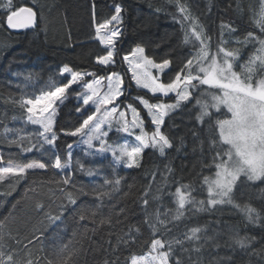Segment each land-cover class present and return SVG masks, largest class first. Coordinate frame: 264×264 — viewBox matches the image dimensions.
<instances>
[{
    "label": "trees",
    "instance_id": "1",
    "mask_svg": "<svg viewBox=\"0 0 264 264\" xmlns=\"http://www.w3.org/2000/svg\"><path fill=\"white\" fill-rule=\"evenodd\" d=\"M3 3L6 0H0V4ZM12 3L14 7L33 8L39 22L33 30L14 33L8 28L5 10L0 8V156H3L0 166L7 165L10 159L20 163L32 160L48 162L49 156L42 155L36 149L25 153L21 145L11 143L21 135H31V141L34 142V133L39 127L26 122L24 110L15 101L22 96L39 95L41 90H50V84L62 86L68 79L60 74L65 65L74 71L106 76V71L96 62L98 56L107 53L97 40L96 27L115 14L116 6L123 10V38L119 48L121 56L130 55L135 48L142 47L146 56L155 63L165 59L171 61V68L164 76L167 82L193 53V45L184 43L185 31L179 22L182 14L178 12L177 0H12ZM179 3L185 6L190 17L199 20L214 45L221 22L230 23L237 29L231 39L225 35V39H229L226 47H239L233 40L243 39L248 31H256L252 16L258 10L260 0H179ZM183 25L187 27L186 23ZM248 51L247 48L242 49V57ZM112 71H121L127 84L131 83L123 63L112 67ZM75 91L58 109L57 130H74L86 118L82 105L77 103L73 95ZM133 94L156 102V98L147 92L134 89ZM165 102L173 103L174 100L167 99ZM133 104L142 112L147 128L151 131L153 126L143 107L138 102L133 101ZM77 108L81 110L77 111ZM184 108L183 105L172 114L173 119H166L162 128V131L167 129L166 134L174 148L167 150L166 156L147 149L141 167L130 170L117 168L112 171L107 167L110 158L93 160L76 148L79 143L76 137L58 132L57 151L61 161L66 158V146L72 144L73 180L77 188L82 186L89 195L76 196L75 205L69 203L66 195L60 191L63 185L58 183L61 179L59 170L52 168L29 170L25 178L18 181L11 176L6 178L0 182V220L7 218V227H0V251L11 253L15 264H26L28 259L39 260V264H48L49 260H53L55 264V253L64 245L80 250L74 258V264H101L105 255L109 258L118 256L119 264H126V258L132 254H144L150 247L152 236L144 222L141 197L149 184L153 191L157 188L162 173L168 175L165 172L166 165L171 167L172 174L168 175V185L158 202L161 212L175 209L173 197L169 193L174 192L179 183L196 186L193 196L197 199L207 197L206 191L200 188V176L211 174L209 169L203 168V165L211 162V153L206 142L202 153L199 140L192 134L193 131L199 133L202 127L195 119L198 108H191L190 111ZM5 127L13 131L5 134ZM181 138L184 147L176 151ZM114 139L112 135L109 141L113 142ZM21 143L26 147L30 141L26 138ZM76 160L83 163L86 169H99L101 175L88 177L85 172L75 170ZM154 171L155 180L152 179ZM105 177H119L121 185L113 200L105 198L101 205L92 193L103 187ZM8 192L11 195H7ZM234 200L241 208L227 205L217 206L211 211H186L180 221L169 224L171 232L168 235L183 239L182 233L189 228L207 226L208 235L218 234L217 239L222 246L219 249L207 246L202 252L204 264H212L215 259L226 256L232 257L233 264H262L261 255L249 256L240 250L233 252L223 247V244L232 230H238L241 236L255 238L253 249L264 248V182L239 181ZM37 204H43L44 207L37 208ZM245 205L259 212V221L251 223L247 220L246 213L241 210ZM113 206L117 210L125 209L126 215L119 217L121 222L116 223L113 216L112 225L100 224L101 219L113 214ZM156 206L150 200L149 208ZM91 212H96V215H90ZM49 214L53 217L59 215L60 218L50 220ZM81 215L85 219L81 220ZM130 228L140 229L139 233L133 231L135 242L128 247L121 245L113 253L107 241L111 240L115 245L116 236ZM176 252H180L179 246ZM186 255L181 254V259Z\"/></svg>",
    "mask_w": 264,
    "mask_h": 264
},
{
    "label": "snow or ice",
    "instance_id": "2",
    "mask_svg": "<svg viewBox=\"0 0 264 264\" xmlns=\"http://www.w3.org/2000/svg\"><path fill=\"white\" fill-rule=\"evenodd\" d=\"M0 8L6 12V22L10 28H26L36 24L37 13L31 7H14L12 0H6V3L0 4ZM177 8L182 14L179 22L188 24L184 43L193 45V53L173 78L167 82L161 79L165 69L170 67L171 61L165 59L161 63H155L144 55L145 50L142 47L135 48L131 58L123 57L129 65L134 86L148 90L156 98V102L152 103L143 96L136 97L150 118V124L153 126L151 131L145 129V120L136 107L128 104L125 110H121L120 105L116 103L133 86L129 83L125 87L120 73L112 71V66L116 63L114 59L116 41L122 33L116 27L109 29V25L113 22H123L121 17L123 10L116 6L115 14L96 27L97 38L107 48V53L98 56L96 62L106 71V76H97L94 72L74 71L65 65L60 74L63 76L67 73L69 78L62 86L50 84V90H41L39 95L22 96L15 101L24 110L26 122L39 127L34 133V142L31 141V135L29 137L21 135L11 143L21 145L25 153L36 149L42 155L49 156L48 162L32 160L20 163L10 159L7 165L0 166V182L10 176L17 181L21 180L29 170L48 168L59 170L61 179L58 183L63 185L60 191L66 195L69 203L75 205L76 196H87L89 193L84 191L82 186L77 188L73 180L72 144L66 146L68 149L66 158L61 161L57 151L58 132L65 136L79 137L76 147L93 160L100 158L103 161L108 158L106 154H110L111 159L107 167L112 171L121 165L126 168H140L146 149L166 156L167 150L174 148L172 140L166 134L167 129L161 130L165 126L166 118L173 119L171 114L181 108L182 104L185 111L198 108L195 119L202 127L199 133L193 131L192 134L199 140L200 151L204 152L206 142L211 153V162L203 165L211 174L200 176V188L206 191L207 197L197 199L193 196L196 186L179 183L175 191L169 193L173 197L175 209L161 212L158 202L168 185V175L172 174L171 167L166 165L165 172L168 175L162 173L157 188L153 191L149 184L141 197L142 210L145 213L144 222L152 236L150 247L144 254H132L126 258V264H204L203 250L207 246L214 249L222 246L217 239L218 234L208 235L207 226H193L182 233L181 239L168 235L171 232L169 224L180 221L185 217L186 211H211L219 205L226 204L241 208L234 200L237 182H264V0H260L258 10L253 12L252 20L256 31H248L243 39L233 40L239 47H226L229 39H225V35L231 39L237 29L230 23L221 22L214 51L210 46L211 37L206 34L199 20L190 17L179 0ZM244 48L249 51L242 57ZM152 69H156L157 73L153 74ZM85 77L91 79L85 80ZM75 84H79L83 89L80 93L82 103L89 105L91 101L93 108L86 113V118L79 127L71 131L57 130L55 120L57 102L62 104L66 91ZM170 94L173 103L165 102L163 99ZM80 110L77 108V111ZM12 131L4 128L5 134ZM113 132L121 134L123 142L109 143V134ZM26 138L30 143L25 147L21 142ZM183 147L184 141L181 138L180 145L175 150L180 151ZM195 150L194 148L193 151ZM0 161H3V156H0ZM75 170L85 172L88 177L101 175L99 169H86L79 160L75 161ZM241 177H244V181H241ZM152 179L155 180V171L152 173ZM120 185L121 178L105 177L103 187L94 190L92 194L102 205L105 198L113 200L114 194L120 190ZM7 195H11V192ZM150 200L157 205L153 209L149 208ZM43 207V204H37V208ZM241 210L246 213L249 222L259 221L260 214L255 208L245 205ZM90 215L95 216L96 212H91ZM121 215H126L125 209L117 210L113 206V214L101 219L99 223L112 225L113 216L115 222L120 223ZM48 218L54 221L60 216L53 217L49 214ZM80 219H85V216L81 215ZM6 221L7 218L0 220V227H7ZM133 231L139 233L140 229L130 228L127 232L117 235L115 245L111 240L107 241L113 253L118 251L121 245L128 247L135 242ZM254 243V237L241 236L238 230H232L223 247L233 252L240 250L249 256L261 255L264 264V248L253 249ZM177 246L180 249L179 253L176 252ZM79 251L74 246L64 245L55 253V264H74V258ZM181 254L187 255L181 259ZM0 264H15L13 255L0 251ZM26 264H39V260L28 259ZM48 264H53V260H49ZM101 264H119V257L109 258L105 255ZM212 264H233V261L231 256H226L215 259Z\"/></svg>",
    "mask_w": 264,
    "mask_h": 264
},
{
    "label": "rangeland",
    "instance_id": "3",
    "mask_svg": "<svg viewBox=\"0 0 264 264\" xmlns=\"http://www.w3.org/2000/svg\"><path fill=\"white\" fill-rule=\"evenodd\" d=\"M120 7V6H119ZM121 8V7H120ZM122 9V8H121ZM121 17H122V20H123V16H122V12H121ZM187 24V23H186ZM123 22L122 23H118V22H113V24H111V25H109V29H111V28H113V27H116V28H119L120 29V31H121V35L119 36V38L117 39V41H116V50H115V55H114V59H115V61H116V63H115V65H113L112 67H117L119 64H121V63H123L124 64V66H125V68L127 69V71L129 72V75H130V77H131V71L129 70V65H128V63H127V61H125L124 59H123V57L124 56H129L130 58H131V54L130 55H123V56H121L120 55V53H121V51L119 50V48H120V46L122 45V38H123ZM182 26H183V28H184V31L187 29V27H188V24H187V27L186 26H184L183 25V23H182ZM205 32H206V30H205ZM97 40L100 42V40L97 38ZM100 44L102 45V47L104 48V49H106L107 50V48L105 47V45H103L101 42H100ZM210 46H211V48H212V50L214 51L215 50V45L213 44V43H211L210 42ZM144 55L146 56V53L144 52ZM170 68H171V65H170V67L168 68V69H165V71H164V73L161 75V79L164 81V76H165V74L170 70ZM152 71H153V74H156L157 73V70L156 69H152ZM118 73H120V75L123 77V79H124V84H125V87H127L129 84H127V82H126V78H125V76H124V74L121 72V71H117ZM63 76H66V77H68L69 78V74H67V73H65ZM91 79V77H85V80H90ZM81 83H83V81H81ZM105 83H106V81H105ZM131 83H132V87L130 88V90L128 91V92H126L125 93V95L124 96H121L120 97V99L116 102L117 104H119L120 105V108H121V110H125V108H126V105H128V104H132L134 107H136L134 104H133V101L134 102H138L137 100H136V95L135 94H133V90L134 89H136V90H140V91H144V92H147V93H149L148 92V90H146V89H140V88H137V87H135L134 86V81H131ZM74 90H78V92H74V96H75V99H76V101H77V103H79V104H81L82 105V107H83V113L84 114H86V113H89L90 112V110L93 108V106H92V103H91V101L89 102V105H84L83 103H82V99L80 98V93L83 91V89L80 87V85L79 84H75V85H73L71 88H69L67 91H66V93H65V98H64V100H63V103L62 104H60L59 102H57V104H58V108H57V113H56V116H55V120H57V117H58V109H59V107H61L67 100H68V98L70 97V94H71V92H73ZM150 95H152L151 93H149ZM157 95H159V94H157ZM171 96H172V94H170V96L169 97H165V98H163L165 101L167 100V99H171ZM121 101L123 102V103H121ZM151 102V101H150ZM139 103V102H138ZM141 105V104H140ZM142 106V105H141ZM182 106H183V104H182ZM181 106V107H182ZM109 107H111V106H109ZM143 107V106H142ZM137 108V107H136ZM139 110V109H138ZM180 110V108L179 109H177L175 112H173L172 114H174V113H176V112H178ZM140 111V110H139ZM145 111V110H144ZM146 112V111H145ZM171 114V115H172ZM140 115L143 117V114H142V112L140 111ZM129 118H130V113H129ZM150 119V118H149ZM167 119V118H166ZM145 129L146 130H148V128H147V123H146V121H145ZM162 130V129H161ZM137 131H139V130H137ZM149 131V130H148ZM112 135H114L115 136V139L113 140V142H111V141H109V143H112V144H116V143H121V142H123V137H122V135L121 134H118V133H110L109 134V138H108V140L110 139V136H112ZM77 139H78V142H79V140H80V138L79 137H76ZM77 148V147H76ZM79 149V148H78ZM80 150V149H79ZM147 150V149H146ZM145 150V151H146ZM107 156H108V158H110L111 159V157H110V154H106ZM119 168H125L126 170H130V169H133V168H126V167H124L123 165H121ZM244 177H241V179H243ZM239 182V181H238ZM238 182H237V184H238ZM260 181H256V182H253V183H259ZM235 191V190H234ZM228 204H226V205H219V206H227Z\"/></svg>",
    "mask_w": 264,
    "mask_h": 264
},
{
    "label": "water",
    "instance_id": "4",
    "mask_svg": "<svg viewBox=\"0 0 264 264\" xmlns=\"http://www.w3.org/2000/svg\"><path fill=\"white\" fill-rule=\"evenodd\" d=\"M34 10V9H33ZM35 11V10H34ZM36 12V11H35ZM38 22H39V18H38V15L36 16V24H35V26H29V27H26V28H10L9 26H8V28H9V30L10 31H12V32H14V33H21V32H23V31H25V30H33V29H35L37 26H38Z\"/></svg>",
    "mask_w": 264,
    "mask_h": 264
},
{
    "label": "bare ground",
    "instance_id": "5",
    "mask_svg": "<svg viewBox=\"0 0 264 264\" xmlns=\"http://www.w3.org/2000/svg\"><path fill=\"white\" fill-rule=\"evenodd\" d=\"M26 31V30H25Z\"/></svg>",
    "mask_w": 264,
    "mask_h": 264
}]
</instances>
